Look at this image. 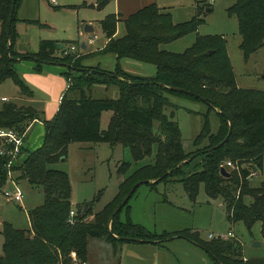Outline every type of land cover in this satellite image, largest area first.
<instances>
[{"label": "trees", "instance_id": "16d2710c", "mask_svg": "<svg viewBox=\"0 0 264 264\" xmlns=\"http://www.w3.org/2000/svg\"><path fill=\"white\" fill-rule=\"evenodd\" d=\"M22 1L0 0V84L12 81L19 97L32 99V90L15 69L18 62L32 61L36 73H41L44 65L65 67L64 76L69 85L51 121L44 120L30 106L11 102L0 105V129L24 134V142L33 123L42 122L45 131L42 146L34 152H28L24 146L22 160L12 162L9 170L6 165L10 158L0 156V189L8 173L13 172L17 180L41 187L44 194L43 204L28 213L29 229L2 225L4 242L0 264H72V253L80 263H85L90 238H104L113 244L144 241L141 243L161 245L174 236L202 248L214 264H264V259H245L235 238L203 241L199 233L192 230L156 235L134 224L129 212L122 222L120 213L129 208L128 203L140 186L117 212L130 190L140 182L148 181L152 189L160 183H181L192 201L203 186L209 198L221 199L230 224L243 223L250 230L259 223L264 239V181L255 189L248 186V178L261 168L264 154V92L237 87L224 40L198 37L183 53L161 50L163 44L196 32L202 20L198 13L189 22L174 24L171 14L164 13L152 2L126 17L106 16L100 22V29L107 43L95 53L80 55L76 52L64 56V49L73 43L42 40L37 53L20 54L16 52L19 38L16 13ZM110 1L97 0L95 7L102 9ZM206 8L211 10L210 5ZM227 12L237 19L241 37L239 48L247 60L264 48V0H234ZM25 23L40 25L37 21ZM118 23L124 28L121 37L116 36ZM104 55L115 57L113 71L83 66L85 60ZM123 60L152 65L155 75L129 74L121 68ZM98 86L116 88L118 98H94ZM169 88L199 95L209 103H204L208 113L189 153L183 149L178 123L163 112L169 104L165 95L202 101ZM104 112H112L105 130L100 125ZM210 112L219 119L216 133L210 131ZM230 126L226 143L215 149L227 137ZM83 142L120 145L129 150L134 162L154 156L152 164L123 179L116 196L100 212L94 213L91 204L75 208V216L71 218L73 224L69 216L73 208L68 176L50 166L66 155L69 144ZM225 161L233 166L225 169L228 177L220 172ZM126 168L122 165L119 172L124 175ZM246 198L252 200L251 204L245 203ZM88 217H92L89 222L86 221Z\"/></svg>", "mask_w": 264, "mask_h": 264}, {"label": "rangeland", "instance_id": "374dc122", "mask_svg": "<svg viewBox=\"0 0 264 264\" xmlns=\"http://www.w3.org/2000/svg\"><path fill=\"white\" fill-rule=\"evenodd\" d=\"M52 2L58 9H50L45 0L22 1L17 9L16 18L21 21H37L41 26L17 22L16 28L19 34L17 49L37 53L41 40L67 41L73 43L81 55H85L86 50L81 49L83 41L87 43L88 51L99 48L104 43L100 21L107 15L119 12L122 16H126L154 2L164 13L171 14L174 24L189 22L197 17L198 13L202 20L196 32L163 44L160 47L161 50L180 54L190 49L198 37H221L225 42L226 54L238 88L264 92V48L251 54L247 60L244 59L239 48L241 37L238 33L237 19L229 16L227 12L234 4V0H111L102 9H96L97 0H52ZM208 5L211 7L210 11L206 8ZM87 24L92 25L93 34L84 33V27ZM117 30L118 37L123 36L122 23L118 24ZM87 40H92L93 43L88 45ZM83 66H99L104 70L112 71L115 61L112 55L93 57L85 60ZM121 68L138 77L155 75V68L152 65L139 64L130 60H123ZM21 79L23 80L22 77ZM3 96L17 106L24 105L22 103L24 101L19 97L18 88L12 81L0 84V98ZM165 96L169 104L163 112L178 123L183 149L189 153L193 150L195 137L204 126L208 108L199 101L173 94ZM40 97L39 94H35L34 98L40 99ZM93 97L115 100L118 98V92L114 87L106 89L98 86L94 90ZM34 110L39 112L44 120L49 121L52 109ZM111 116L112 112L102 114L100 125L103 130L107 128ZM208 121L210 131L216 133L219 127L218 117L210 112ZM153 156L154 154L142 161L134 162L129 150L120 145L71 143L66 148V155L50 168L67 174L71 188L70 202L74 212L78 206L91 204L93 212L98 213L116 196L123 179L141 167L152 164ZM198 162L199 159H196V163ZM124 164L127 168L122 175L119 170ZM263 181L264 154L261 158V168L248 178L249 189L258 188ZM5 190L13 193L20 191L23 194L22 201L19 203L8 201L3 196ZM43 201L44 194L41 187H32L25 180H17L16 174L10 172L5 185L0 189V257L3 255L4 242L1 234L2 225L6 223L15 229H29L28 213L40 207ZM251 202L250 198L245 199L247 205ZM128 207L121 211L120 220L124 222L129 212L130 220L134 224L143 226L150 233L167 235L187 229L198 232L203 241L223 240L227 238L228 233H231L233 235L231 238H235L240 243L245 259H264V239L260 233V224L256 223L250 230L243 223L230 224L227 209L221 199L209 198L203 186L199 187L198 194L192 201L181 183H160L155 189L143 184L130 199ZM91 220L92 217L86 219L87 222ZM254 243L261 245L253 246ZM188 246L180 240L169 242L168 253L163 252L167 255L169 264L214 263L207 253L198 250L200 248ZM146 247L148 246L135 242L113 244L104 238H90L88 259L81 264H88V261L90 264H118V262L119 264H147L142 259L144 256L151 255V252L144 250ZM72 256L73 253L71 259ZM149 261L151 262L149 264L155 262L154 255L149 257Z\"/></svg>", "mask_w": 264, "mask_h": 264}, {"label": "crops", "instance_id": "0c3cea01", "mask_svg": "<svg viewBox=\"0 0 264 264\" xmlns=\"http://www.w3.org/2000/svg\"><path fill=\"white\" fill-rule=\"evenodd\" d=\"M45 1L47 3V6L50 9L52 8L51 6H56L52 2V0H50V1L45 0ZM113 14H115V13H113ZM118 14L121 15L119 12L116 15H118ZM130 14H132V13H130ZM130 14H128V15H130ZM128 15H126V16H128ZM126 16H122V17H126ZM19 22L25 23V20H22V21L18 20V23ZM117 27H118V25H117ZM17 31H18V29H17ZM116 36L118 37L117 33H116ZM94 38H95V36H94ZM104 39H105V37H104ZM87 41H88V45L93 43L92 40H87ZM64 42H67V41H64ZM106 43H107V40L105 39L102 46H100L99 48L92 49V50L88 51L87 50V43H85V41H83L81 44V49L83 51L86 50L87 53L85 55H89V54L95 53L99 50H102L104 48V46L106 45ZM38 47H39V44H38ZM16 52L22 54V53H26L27 50H25V49L21 50V49L16 48ZM77 53H79L78 49H77ZM104 56H106V55H104ZM98 57H100V56H98ZM113 59L115 61V57H113ZM115 65H116V61H115ZM34 68H35V63L32 61H21V62L16 63V65H15V69H16L17 73L30 86L29 88L33 92V98L32 99L21 98L24 102H22V101H20V102L24 103V105H22V106H24V107L30 106L33 109H52V114L49 117V121H51L53 119V117L55 116V114L57 113L61 99H62V97H63L64 93L66 92L68 85H69L66 77L64 76V74L67 72V69L65 67L59 66V65H44L42 67V72L36 73ZM114 68H115V66H114ZM114 68H113V70H114ZM101 69H103V68H101ZM105 71H110V70H105ZM236 85H237V83H236ZM35 94L36 95L39 94L41 96L40 99H35L34 98ZM3 97H5V96H3ZM9 102H10V100H9ZM28 130H29V132L27 135V140H26V142H24V146L28 152H34L35 150L39 149L43 144L44 136H45L44 125L41 122H35L31 125L30 128H28ZM184 230H187V229H184ZM180 231H183V230L174 231V232H171L170 234H175V233H178ZM175 240H180V241L185 242L186 244L189 245L188 247H190V248H193V247L197 248V249L200 248L199 246L193 244L192 242L187 241V240H185L181 237H178V236L172 237L170 240L164 242L161 245L151 244V243H141V242H139L138 244H142V246H148L144 250L151 252L150 256L154 255L155 262H153L152 264H169L167 255H164L165 253H163V252L168 253V247H167L168 243L174 242ZM198 250H203V249L200 248ZM193 254H195V253H193ZM150 256H144V258H142V257L141 258L143 259V261L145 260L146 263L149 264V263H151L149 261ZM88 264H90L89 261H88ZM118 264H119V262H118Z\"/></svg>", "mask_w": 264, "mask_h": 264}, {"label": "built area", "instance_id": "2783aa9c", "mask_svg": "<svg viewBox=\"0 0 264 264\" xmlns=\"http://www.w3.org/2000/svg\"><path fill=\"white\" fill-rule=\"evenodd\" d=\"M77 52V48L74 45L67 46L64 51L63 55L67 56L70 54H75ZM9 99L6 97L0 98V105L8 103ZM24 134L18 135L14 131L11 130H4L0 129V156H8L10 158V161L6 165L7 169H10L11 163L17 160H22L21 149L24 147ZM224 169L226 168H233L232 164L230 162H225L222 166ZM10 172L8 173V175ZM254 175V174H253ZM3 196L8 200L12 202H21L23 198V194L20 191L11 192L9 190H5L3 192ZM75 215V212L72 210L69 214L70 216V222H72V219ZM233 235L231 233H228L227 238H231ZM210 238H213V236H210ZM223 238V239H227ZM72 264H81L75 255L72 256Z\"/></svg>", "mask_w": 264, "mask_h": 264}, {"label": "water", "instance_id": "95a60500", "mask_svg": "<svg viewBox=\"0 0 264 264\" xmlns=\"http://www.w3.org/2000/svg\"><path fill=\"white\" fill-rule=\"evenodd\" d=\"M14 4H15V2L13 1V5H12V7H11L10 20L12 19V14H13V12H14ZM207 12H208V11H207ZM84 33H85V34H93V33H94V30H93L92 25L87 24V25L84 27ZM208 54H209V55H212L213 52H209ZM12 60H13V61H16L15 59H12ZM133 85H138V84L133 83ZM139 85H140V84H139ZM166 88H168V87H166ZM169 89H171V90H173V91H175V92H179V93H183V94H188V95L194 96L195 98L199 99V100L202 101L203 103H206L207 105H209V103L207 102V100H206L205 98L199 96V95H196V94H193V93L187 92V91L182 90V89H177V88H169ZM230 132H231V126L229 127V131H228V135H227V137H226V138H225V139H224V140H223V141H222V142H221V143H220L215 149H217L219 146H222L223 144L226 143V141H227V139H228V137H229V135H230ZM188 160H191V158L188 159ZM220 172H221V174H222L223 176L228 177V172H227L224 168H221ZM164 176H167V174H165ZM164 176H163V177H164ZM147 183H149V182H148V181H145V182H140V183L134 185V187L130 190L129 194H128V195L125 197V199L122 201L120 207L117 209V212H119V211L122 209V207L128 202V200L130 199L131 195L135 192V190H136L139 186H141V185H143V184H147ZM170 239H171V238H170ZM170 239H166V240H164L163 242H166V241H168V240H170ZM125 240H127V239H125ZM140 242H144V241H140ZM149 242H150V241H149ZM253 246H260V244L254 243Z\"/></svg>", "mask_w": 264, "mask_h": 264}]
</instances>
